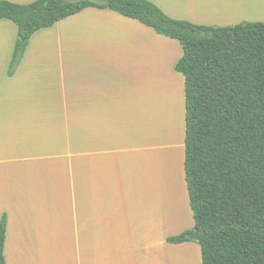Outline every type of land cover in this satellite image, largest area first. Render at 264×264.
I'll list each match as a JSON object with an SVG mask.
<instances>
[{
    "label": "crops",
    "instance_id": "0c3cea01",
    "mask_svg": "<svg viewBox=\"0 0 264 264\" xmlns=\"http://www.w3.org/2000/svg\"><path fill=\"white\" fill-rule=\"evenodd\" d=\"M0 1L26 5L36 0ZM147 1L166 16L194 25L227 27L256 21L250 16L237 18L229 0H189V11L177 0ZM200 1L215 9L205 12L216 13L197 11L195 4ZM256 1L245 3L259 7ZM0 21L8 35L5 41L0 33V50L3 44L7 50L0 60V219L6 216L5 264H177L179 253H185L189 264H200L197 243H166L193 227L184 179V79L179 74L177 96L167 72L176 53L168 45L150 44L141 59L142 67L147 64L145 71L149 67L143 74L137 59L127 57L136 49L139 52L146 32L175 45L179 55L172 63L174 71L182 55L179 43L135 20L89 8L33 35L8 76L16 34L7 20ZM49 44L55 47L53 57L41 53ZM160 81L162 86L171 82L173 91L163 103L157 99L166 98L160 94L164 92ZM156 85L161 86L160 93ZM150 89L159 97L150 96ZM152 98L165 108L166 120L172 109V127L175 124L172 140H159L160 145L157 141L152 145L148 134L147 123L161 109L153 106ZM177 107L183 122L179 133L174 121ZM133 126L140 138L137 143ZM173 153L178 155L173 157L174 180L169 159ZM177 172L183 184L175 194ZM158 205L171 208L162 229ZM158 233L169 249L156 241L149 251L128 253Z\"/></svg>",
    "mask_w": 264,
    "mask_h": 264
},
{
    "label": "trees",
    "instance_id": "16d2710c",
    "mask_svg": "<svg viewBox=\"0 0 264 264\" xmlns=\"http://www.w3.org/2000/svg\"><path fill=\"white\" fill-rule=\"evenodd\" d=\"M89 8L135 20L182 50L174 72L184 79V179L193 227L166 243H197L200 264H264V22L194 25L147 0L0 1V20L16 28L7 75L33 35ZM5 234L3 214L2 264Z\"/></svg>",
    "mask_w": 264,
    "mask_h": 264
},
{
    "label": "rangeland",
    "instance_id": "374dc122",
    "mask_svg": "<svg viewBox=\"0 0 264 264\" xmlns=\"http://www.w3.org/2000/svg\"><path fill=\"white\" fill-rule=\"evenodd\" d=\"M189 0H182V1H178L177 0V3H178V5H180L182 2H184V6L188 9V11H189V9H192V7H190L191 5H189V2H188ZM203 1H206V0H203ZM212 1V0H211ZM245 1L246 0H229L228 2H227V5L229 6V7H236V9L235 10H233V11H235V12H237V13H239L236 17L237 18H239V16H250V17H252L254 20H256V21H253V22H264V2L262 3V1L261 0H258V1H256L255 3H261V5L260 4H257V5H259V7H251L250 6V4H248V3H245ZM181 2V3H180ZM206 5H207V3H206ZM188 6L190 7V8H188ZM196 6H199V8H196ZM201 6H205V4L202 2V1H200V2H197L196 4H195V8L197 9V11H201V13H207V14H210V15H212V14H215V13H213V12H205V11H215V9L214 8H212V7H209V8H207V6H205V7H202L201 8ZM181 7H183V6H181ZM183 9H185L184 7H183ZM1 22V21H0ZM4 22H6L7 24H11V26H12V28H13V31H14V36H15V34H16V28L12 25V23L11 22H9V21H4ZM244 22H247V21H244ZM242 23V22H241ZM239 24V23H238ZM0 25H2V24H0ZM234 26V25H233ZM217 27V26H216ZM227 27H229V26H227ZM145 28V27H144ZM149 28V27H148ZM149 29H151V28H149ZM148 30V29H147ZM50 32V31H49ZM52 32V31H51ZM154 32V31H153ZM0 33H2V34H4V40L6 41V39H7V37H8V35L6 34V32L4 31V30H2L1 28H0ZM46 34V33H45ZM53 34V33H52ZM148 35H150V34H146V32H144V34H143V36L141 37V42H142V45L140 46L141 48H140V50H139V52L137 51V49H136V51H135V53L132 55V56H127V57H130V58H134L135 57V60L137 59V61H138V64L139 65H141V59H142V57H143V55H144V53H145V51H147V48L149 47V45L150 44H155V43H162V44H164V45H168V47H171V49H173L174 51H175V58L173 59V60H175L176 58H177V56L179 55L178 54V50L176 51L175 50V45L174 44H172V43H170L168 40L166 41V42H162V41H160V40H158V39H153L152 37H148ZM151 36V35H150ZM166 40V39H165ZM4 41V42H5ZM146 43V44H145ZM144 44V45H143ZM48 48H47V50L45 51V52H41V53H43V54H45L46 56H49V57H53L54 56V54H55V47H54V45H51V44H49L48 46H47ZM1 52H0V60L2 59V58H4L5 57V55H6V47L4 46V44H3V47L1 48V50H0ZM173 60L171 61V63H170V65L168 66V69H167V72H168V74H169V80L170 81H172V83L176 86V88H177V91H178V93H177V96H179V90H180V87H179V84H178V79L180 80V75L179 74H177V73H175L174 71H173V69H172V63H173ZM129 62H131L130 64H132L133 62H132V60H130ZM126 64H128V63H126ZM130 66V65H129ZM137 74H139L138 73V71H136V79H137ZM139 77V76H138ZM139 80H141V79H139ZM139 80L137 79V82L136 83H138L139 82ZM169 83H171V82H169ZM168 83V87H169V84ZM134 87H135V85H134ZM163 109H160V110H157V112H156V116H155V119H154V121L153 122H148L147 123V128H148V134H150L151 135V142H152V145L157 141L158 142V145H160L162 142L161 141H159V140H172L171 138H172V136H171V132L173 131V127H174V125H173V127H172V118H171V113H172V109L170 108V109H168V114H167V118L169 119V120H166V117L164 116V114H163ZM174 121H176V130L178 131V133L181 131V129H182V127H181V125L183 124V122H182V119L180 120V116H178V107H177V111H176V117H175V120ZM128 125H129V128H131V123H130V121L128 120ZM133 128H134V130H135V127L133 126ZM138 139H140L139 138V136L136 134V130H135V141H136V143H137V140ZM147 140H148V138H147ZM143 154H145V153H143ZM177 155V153H173V155H169L170 157H169V159H171V162H170V166H171V172H172V174H171V179L172 180H174L175 179V173L173 172V167H174V160H173V157H174V155ZM178 156V155H177ZM177 159H178V157H177ZM153 163H154V165L156 164V161L155 160H153ZM176 167H177V160H176ZM178 168V167H177ZM166 172H164V176H163V178L164 177H166ZM182 178H183V176L182 177H180V172H177V175H176V179H177V185H174L175 186V194H176V191H177V187H178V190H180V191H182V184H183V180H182ZM156 208H157V210H158V208H162V211L161 212H159V214L157 215V222L159 223V225H160V228L159 229H162V227H165L166 226V224L168 223V221H169V217L171 216V208H168V207H166V206H156ZM166 210H168L167 211V213L168 212H170V216L169 215H167V213H166ZM159 232H160V230H159ZM159 236H160V234L158 233L157 235H155V237L154 238H152L151 240H149V241H147V240H145V241H140V242H138V246L136 247V249H137V251H135V252H128L129 254L130 253H136V252H143V250L144 249H146V250H150V247H152V246H154V243L153 242H156V241H158L159 242V244L161 245V247L163 248V249H169V248H164L163 247V245H162V243L160 242V240H159ZM193 243V242H192ZM168 246H171L170 244H168ZM157 249V248H156ZM122 254H127L126 252H124V253H122ZM197 264H198V262H197Z\"/></svg>",
    "mask_w": 264,
    "mask_h": 264
},
{
    "label": "bare ground",
    "instance_id": "6f19581e",
    "mask_svg": "<svg viewBox=\"0 0 264 264\" xmlns=\"http://www.w3.org/2000/svg\"><path fill=\"white\" fill-rule=\"evenodd\" d=\"M148 51H149V50H148ZM145 55H146V53H145ZM152 56H153V55L151 54L150 57H152ZM155 56H156V55H155ZM154 58H155V57H154ZM156 58H158V57L156 56ZM144 60H145V59H144ZM150 61H151V60H150ZM154 61H155V60H154ZM146 62H148V58H146ZM159 62H160V61H158V63H159ZM144 63H145V62H144ZM160 64H161V63H160ZM168 64H169V63H168ZM143 65H144V64H143ZM146 65H147V64H146ZM146 65H144L143 67H142V65H141V67H142L141 69L144 70V71H142V74L145 73V72H147V69L149 68V67H147V69H146V71H145L144 68H146ZM149 65L152 67L151 63H149ZM139 66H140V65H139ZM139 66H138V67H139ZM136 67H137V65H136ZM148 70H149V69H148ZM138 72H139V71H138ZM144 76L147 77V80H148V79L151 80V78H150L149 76H147L146 74H145ZM143 78H144V77H143ZM156 79H157V78H156ZM150 80H149V81H150ZM160 80L162 81L161 78H160ZM149 81H148V83H149L148 85L150 86V85H151L150 83L152 82V80H151V82H149ZM158 81H159V78H158L157 80H155V82H158ZM161 81H160V83H161L160 85L162 86V82H161ZM153 83H154V82H153ZM158 84H159V83H158ZM160 85H158V86L156 85L159 93H160V91H162L161 88L159 89V86H160ZM166 85H168V84H165L164 86H162V87H164L163 90H164L165 93H164V92H163V93H160V94H166V95H164V96H166V98L163 97V95H161L160 98H157V97H159V96H158V93H157V92L153 91V90L155 89L154 87L152 88L153 90L150 89L151 92H150V90H149V94H150V96H154V97H156L157 99H160V100L163 99V100L161 101V103H163V102L165 101V99H167L168 94H170V92L172 91V89H171L170 86H169L168 89H166L167 91H165V87H166ZM161 86H160V87H161ZM147 88H148V87H147ZM149 88H150V87H149ZM155 90H156V89H155ZM152 92H153V94L151 95ZM154 92H155V93H154ZM156 93H157V94H156ZM171 93H173V91H172ZM170 96L172 97V95H170ZM162 97H163V98H162ZM156 98H155V99L152 98V99H154V100H152V103H153V101L155 102V101L157 100ZM169 99H170V98H169ZM157 101H158V100H157ZM157 101H156V102H157ZM157 103H158V102H157ZM157 103H153V106L155 107V106L157 105V106L160 107L161 105H158V104L160 103V101H159L158 104H157ZM161 103H160V104H161ZM162 105H163V104H162ZM154 107L152 108V110H155ZM159 107H158V108L156 107V109H160V108H161V109H165L163 106L160 107V108H159ZM165 107H166V106H165ZM174 125H175V124H174ZM174 133H175V132H174ZM179 254H181V256L178 255L179 258L176 259V260H178L179 262H177V264H178V263H179V264H183V263H184V264H185V263H186V264H187V263L189 264V262L187 261V260H189V259L187 258V256L185 255V253H184V254H183V253H179ZM183 255H185V256H183ZM184 257H186V259H184ZM181 259H182V260H181ZM183 260H184V262H183ZM185 260H186V261H185ZM180 262H181V263H180ZM167 263H171V262H170V261H169V262L167 261ZM21 264H22V263H21ZM29 264H30V263H29ZM171 264H172V263H171Z\"/></svg>",
    "mask_w": 264,
    "mask_h": 264
},
{
    "label": "water",
    "instance_id": "95a60500",
    "mask_svg": "<svg viewBox=\"0 0 264 264\" xmlns=\"http://www.w3.org/2000/svg\"><path fill=\"white\" fill-rule=\"evenodd\" d=\"M192 240H196L197 239V236L196 234H192L189 236ZM0 264H2V261L0 260Z\"/></svg>",
    "mask_w": 264,
    "mask_h": 264
}]
</instances>
